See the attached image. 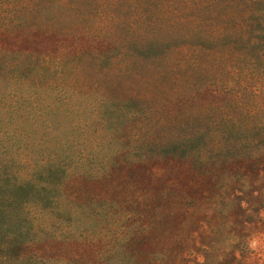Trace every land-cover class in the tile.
Segmentation results:
<instances>
[{
    "label": "rangeland",
    "instance_id": "rangeland-1",
    "mask_svg": "<svg viewBox=\"0 0 264 264\" xmlns=\"http://www.w3.org/2000/svg\"><path fill=\"white\" fill-rule=\"evenodd\" d=\"M15 1L7 0L0 13L12 15ZM232 1L29 0L32 16L17 31L27 35L17 45L26 58L23 90L72 97L77 109L65 116L60 108L50 136L67 147L69 132L78 144L54 152L71 155L73 165L88 154L89 168L129 162L113 169L111 182L84 183L75 193L68 188L60 215L79 205L85 212L56 227L58 216L51 230L74 221L79 230L109 227L94 218L107 202L135 212L129 226L140 239L139 264H264V146L239 145L246 129L264 125V60L236 62L216 44L232 29ZM12 44L8 55L14 56ZM34 65L41 66L40 77ZM18 88L9 77L2 82L7 92ZM8 118L1 112L0 126ZM30 134L18 146L43 136ZM21 169L15 165L10 173L20 178ZM37 215L0 237L24 239L35 226L44 241L31 252L50 264L68 260L63 244L51 242L57 234H49V214Z\"/></svg>",
    "mask_w": 264,
    "mask_h": 264
},
{
    "label": "trees",
    "instance_id": "trees-1",
    "mask_svg": "<svg viewBox=\"0 0 264 264\" xmlns=\"http://www.w3.org/2000/svg\"><path fill=\"white\" fill-rule=\"evenodd\" d=\"M232 2L236 8L232 29L229 32H222L216 44L222 47L225 45L227 51L233 53L236 62L247 60L250 64L260 63L264 60V0H233ZM0 5V7L10 6L7 0H0ZM13 7L15 11L10 16L0 13V23H2L0 24V89L3 80L7 77L17 81L21 89L18 88L16 92L0 90V111L4 112L5 116H9L4 121L8 124L3 123L0 126V234L6 233L11 224L16 226L15 222H31L36 212L37 216H45L48 213L47 216H50L48 217L50 224L47 226L49 234L53 231L57 234L51 242L55 240L54 244H63L62 246L69 251L70 256L68 260L56 261L54 264H107L109 259H112L113 264H139L134 247L140 243V239L129 226L136 221L135 212L132 209L128 208L118 212L116 204L106 202L94 213V218L97 223L96 217L99 216L103 222L107 224L110 222V226L91 230L87 228L79 230L74 224L78 220L76 216L85 212L86 208L83 205L71 208L67 216L60 215L59 204L67 202L66 190L68 188L73 189L72 193H75L81 191L80 186L84 183L95 185L111 182L113 169L120 170L129 162L124 159L110 165L109 160H104L105 162H101L95 166L96 168H89L86 166L93 163V160L88 154L80 158L75 166L70 162L71 155L61 158L54 152L53 148L61 150L66 148L68 151L78 144L71 140L72 136L69 132L67 142L70 143L67 147L61 144L58 137L50 136L57 132L58 110L65 108V116H68L77 109L72 97L65 98L59 94L52 98L46 96L47 92L23 90L28 85L25 79L26 72L22 69L26 58L18 51L17 45L27 35L19 34L17 31H22L32 15L29 11V0H16ZM255 23L257 28L253 30L252 25ZM9 42H12L16 48V51H13L14 56L8 55L10 53L7 48ZM43 65L46 66L45 62H42V68ZM41 66H35L37 72L34 76L40 77ZM45 70L48 71L49 68ZM63 71L65 72L64 68L58 72L63 73ZM240 104L242 105V102ZM96 117L97 115L94 118ZM14 120L18 122L11 124ZM30 132L40 133L43 136L33 139L27 144L28 146L26 144L23 147L18 146L19 141L28 140L27 138L31 137ZM253 136L258 138L256 142L251 141ZM239 139V145L247 149L251 147V144L254 147L264 146V125L256 126L251 132L246 129ZM14 147L22 149L18 150V155L22 154L21 158L24 160L9 152ZM41 153L47 154L46 157L31 158L32 154L39 156ZM15 165L22 167L23 173L20 178L10 173ZM2 193L6 194L5 198L1 197ZM58 216L62 220L56 224V227L62 225L63 221L74 219L73 226H66L64 231L59 228L51 230ZM35 229L33 226V230L27 231L25 233L27 238L24 239L19 237L23 235L20 232H18L19 235L11 234L0 237V264H50L41 253L31 252L44 241ZM44 246L46 248L48 245ZM51 249L48 247L45 250L51 252ZM15 250L20 252L15 253Z\"/></svg>",
    "mask_w": 264,
    "mask_h": 264
},
{
    "label": "clouds",
    "instance_id": "clouds-1",
    "mask_svg": "<svg viewBox=\"0 0 264 264\" xmlns=\"http://www.w3.org/2000/svg\"><path fill=\"white\" fill-rule=\"evenodd\" d=\"M257 244V241L254 239L251 243H250V246L251 247H255Z\"/></svg>",
    "mask_w": 264,
    "mask_h": 264
}]
</instances>
